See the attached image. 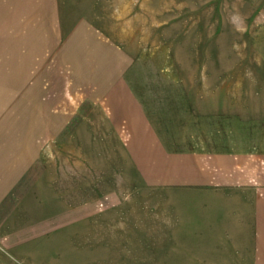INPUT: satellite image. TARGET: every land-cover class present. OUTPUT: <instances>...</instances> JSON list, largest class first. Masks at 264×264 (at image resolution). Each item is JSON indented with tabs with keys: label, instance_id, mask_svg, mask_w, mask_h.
Segmentation results:
<instances>
[{
	"label": "rangeland",
	"instance_id": "rangeland-1",
	"mask_svg": "<svg viewBox=\"0 0 264 264\" xmlns=\"http://www.w3.org/2000/svg\"><path fill=\"white\" fill-rule=\"evenodd\" d=\"M1 60V119L40 77L76 115L0 203V264H264V0H0Z\"/></svg>",
	"mask_w": 264,
	"mask_h": 264
},
{
	"label": "crops",
	"instance_id": "crops-1",
	"mask_svg": "<svg viewBox=\"0 0 264 264\" xmlns=\"http://www.w3.org/2000/svg\"><path fill=\"white\" fill-rule=\"evenodd\" d=\"M33 39H35V36L28 35L25 41L27 48L23 49L25 52L29 53L40 50V48L35 49L37 46L33 45V43H36V40L34 41ZM90 48H94V51L96 50V39L93 40L90 32L84 35L82 30H76L67 40H64L59 45L58 52L66 51L73 54L76 57L75 60L81 61L86 57L83 56V53H88L89 57H93L94 51L91 52ZM57 49L55 47L49 50L47 47L42 49V51L50 56V53L57 51ZM79 54L81 57H79ZM4 63H9L10 67H14L13 60H1V67H3ZM44 80L42 77L37 78L35 83L27 89V92H23L21 95L18 92L13 94L14 97L19 96L13 100L14 102L25 101L23 102L25 105L17 104L11 108L8 105L5 110L9 113V118H0V203L4 200L3 198L9 196L26 174L30 172L31 167L42 159L46 145L45 140L47 139L45 137L46 133H48L47 136H50L51 132L56 133L59 129L56 127L66 125V118L68 116L76 115L72 112L76 111V109L68 110L67 108V100L68 96L71 97V91L68 94L67 89H58L53 98V101H56V103L51 106L49 104L52 101L49 90L50 82L46 81L47 79ZM3 95L6 96V93L1 92V99L4 97ZM6 98L9 102L10 96H6ZM28 118H32L31 121H28ZM51 118H55L53 119V123H55L53 126H51ZM58 121L60 123L56 126V122ZM256 232V241L253 245L256 244L257 247L264 246V231H259V227H257Z\"/></svg>",
	"mask_w": 264,
	"mask_h": 264
}]
</instances>
